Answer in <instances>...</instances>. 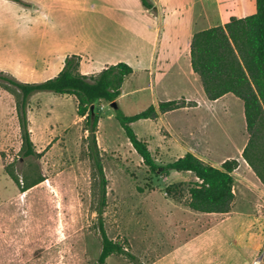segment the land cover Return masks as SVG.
Listing matches in <instances>:
<instances>
[{
    "label": "rangeland",
    "instance_id": "rangeland-1",
    "mask_svg": "<svg viewBox=\"0 0 264 264\" xmlns=\"http://www.w3.org/2000/svg\"><path fill=\"white\" fill-rule=\"evenodd\" d=\"M20 1L0 0V72L19 82L40 83L57 75L71 55L88 78L126 63L132 73L116 100L124 115L161 101H181L180 108L153 121L132 124L155 163L165 165L185 150L215 166L236 159L233 190L252 194L234 198L233 206L256 205L264 216V187L241 158L247 141L242 102L232 95L208 101L200 81L190 77L186 57L194 33L233 16L228 0H149V10L139 0ZM15 95L13 89L0 88V264H96L99 183L76 99L47 92L29 98L28 127L37 156L23 157ZM95 113L106 179L104 227L113 241L124 245L127 240L124 247L137 264H149L222 217L188 209L186 192L180 201L166 196L168 186L183 183L186 189L196 178L150 174L114 118L113 105L100 102ZM106 264L135 263L111 255Z\"/></svg>",
    "mask_w": 264,
    "mask_h": 264
},
{
    "label": "trees",
    "instance_id": "trees-1",
    "mask_svg": "<svg viewBox=\"0 0 264 264\" xmlns=\"http://www.w3.org/2000/svg\"><path fill=\"white\" fill-rule=\"evenodd\" d=\"M21 3L20 0H10ZM141 6L152 9L149 0H139ZM191 71L198 77L202 91L208 101H216L232 95L242 102L247 141L241 151V158L264 187V0H255V12L245 17L231 16L227 23L216 25L192 35L189 46ZM78 57H66L62 69L54 77L40 83H23L0 72V88L15 90V107L21 138L23 157L37 156L31 141L27 119L28 100L35 94L47 92L56 95H73L76 99V113L84 118L90 138L89 153L99 183L97 199V229L100 237V252L96 264H106L111 255H122L137 264V258L124 247L107 236L102 218L106 205V179L103 173L95 131L98 124L96 105L111 103L126 139L140 157L148 172L156 176H167L170 172L190 173L197 182L183 188V183L165 188V194L176 201L187 198L184 205L201 214H228L234 202L232 187L236 159H226L219 166L205 163L191 152L166 163H155L148 145L138 139L131 124L140 120H154L181 107L180 100L158 102L134 115H124L116 100L121 94L124 79L132 73L123 62L105 67L96 77L88 78L78 72ZM93 106V111H91ZM10 179L19 185L13 171L5 168ZM36 183L21 188L25 191Z\"/></svg>",
    "mask_w": 264,
    "mask_h": 264
},
{
    "label": "crops",
    "instance_id": "crops-1",
    "mask_svg": "<svg viewBox=\"0 0 264 264\" xmlns=\"http://www.w3.org/2000/svg\"><path fill=\"white\" fill-rule=\"evenodd\" d=\"M228 1L235 10L231 15L237 18L245 17L255 12V0ZM243 12L245 14L241 15ZM217 19L216 16L215 20ZM186 57L190 77L199 82L198 77L190 68L189 48L186 51ZM140 121L146 123L153 120ZM186 152L194 154L192 151L185 150L181 156ZM204 162L206 163V161ZM255 180L260 183L256 177ZM254 186L257 187V184L254 183ZM232 191L236 199L239 198V195L252 194V191L250 192L244 188L240 189L239 195L235 194L233 187ZM258 192L260 193V190ZM248 206L247 209H241V207L235 208L232 205L230 213L222 215L216 223L175 245L149 264H252L256 259L260 260V264H264V216L258 214L256 205L248 204Z\"/></svg>",
    "mask_w": 264,
    "mask_h": 264
},
{
    "label": "built area",
    "instance_id": "built-area-1",
    "mask_svg": "<svg viewBox=\"0 0 264 264\" xmlns=\"http://www.w3.org/2000/svg\"><path fill=\"white\" fill-rule=\"evenodd\" d=\"M252 264H260V260L259 259H256V260L253 261Z\"/></svg>",
    "mask_w": 264,
    "mask_h": 264
},
{
    "label": "water",
    "instance_id": "water-1",
    "mask_svg": "<svg viewBox=\"0 0 264 264\" xmlns=\"http://www.w3.org/2000/svg\"><path fill=\"white\" fill-rule=\"evenodd\" d=\"M90 109H91V111H93V106H91V108H90Z\"/></svg>",
    "mask_w": 264,
    "mask_h": 264
}]
</instances>
